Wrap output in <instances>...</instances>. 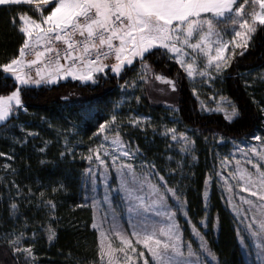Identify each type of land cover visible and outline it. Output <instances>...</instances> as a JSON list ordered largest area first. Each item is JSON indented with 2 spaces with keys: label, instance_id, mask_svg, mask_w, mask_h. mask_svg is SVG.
<instances>
[{
  "label": "snow or ice",
  "instance_id": "snow-or-ice-1",
  "mask_svg": "<svg viewBox=\"0 0 264 264\" xmlns=\"http://www.w3.org/2000/svg\"><path fill=\"white\" fill-rule=\"evenodd\" d=\"M25 4H34L40 18L33 19L27 13L21 12H16L12 16L14 26L17 18L21 22L19 31L25 39L19 48V55L0 64V72L4 74V79L11 78L14 81V90L8 95H0V124L4 125L21 110L28 111L22 99V92L31 86L56 84L60 79L69 77L72 80L96 83L95 74L107 75L105 70L109 69L116 76H120L126 68L134 65V61L140 64V81H146L151 71L148 60L157 54L167 55L168 59L175 60L189 78L199 75L207 76L209 81L215 80L212 72L219 75L231 67L230 61L234 58L236 49H240L239 55L243 56L251 46L258 29L264 31V0H0V6H5L9 10ZM46 7H50V11L44 15L43 10ZM224 35H230L231 39L225 40ZM41 42L45 45L44 50L36 51L34 45ZM58 42H62L66 47L63 49L56 47ZM29 49H33L35 59H26ZM160 49L164 51L161 53ZM229 51L231 55H226ZM113 57L115 63H105ZM201 58L205 61L203 67L199 64ZM33 68L35 77L31 74ZM155 79L169 84L172 90L176 91L175 81L161 75L155 76ZM257 82L264 84V70L257 73L251 83L246 80L245 86L252 87V84ZM125 84L129 85V82L126 81ZM134 85L135 81L129 86ZM193 93L196 94L195 88ZM136 99L139 101L140 98ZM253 102L259 103L254 97ZM202 110L223 112L229 122L240 116L238 106L223 96L220 97L215 109L202 105ZM261 111L264 112V105H261ZM148 121L147 117H136L129 121V125L142 127L146 126ZM109 131L113 134L111 145L117 150H122L123 157L135 159L138 155H143L138 145L133 149L122 139L115 113L110 119L100 123L93 135L99 136ZM162 134L170 135L172 141L181 145L182 152L192 151L191 146L195 141L188 137L186 132H177L175 128L166 127ZM28 135L35 136L38 133ZM252 139L260 142L259 147L253 144L247 150L240 149L252 170L241 167L240 161H237L235 174H229L232 179L237 180V185L228 184L225 178L224 187L230 193L229 203H233L231 196L236 195L233 193V187H240L243 192L249 193L250 197L256 198L240 197L241 203L247 205V210L241 219L244 228H238L237 232L238 234L240 231L247 232L250 238L261 241L264 240V134H253ZM104 140H108L107 135L104 136ZM16 142L24 144L27 143V139ZM104 147L102 143L95 150L90 149V152H94L95 159L104 165L103 175L107 179L109 165L100 154V149ZM44 150L40 149L42 152ZM70 154L74 155L69 149L61 152L60 156L63 158ZM108 154L105 149V155ZM6 155L0 152V156ZM111 155L120 178L119 189L127 193L125 199L136 201L127 206L129 214H135L134 217H130V222L132 218L136 220L130 233V236L135 238V245L133 240L124 234L113 210L109 230L101 232L99 264H114L117 259L116 253L123 254L126 262L142 258L143 264H209V258L215 264H220L205 235L195 224H192V233L199 240V254L194 250L193 242L184 239L181 226L176 219L177 211H183L189 223H192V220L184 210L187 201L186 198H182L183 193L179 185L168 187V181L159 174L155 163L142 161L138 172L131 163L121 162L117 165L116 161L120 156L115 153ZM8 158L13 159L11 156ZM86 158L89 162L93 160L92 155ZM168 159L171 160L172 157ZM193 159L196 157L193 156ZM4 168L11 169V165H5ZM178 168H182L179 162ZM12 171L15 173L14 169ZM175 171L176 169H172V172ZM85 173L87 178L92 180L94 188L96 174L92 168L85 169ZM152 175H156L161 183H151ZM211 180V176L205 180V200L209 195ZM12 183L19 194L21 191L19 185L14 181ZM145 186L151 189V203L145 202L143 196L133 195L134 191H143ZM56 191L58 188L54 187L53 192ZM40 195L41 205L49 210L47 227L42 226V230L47 232V239L51 243L57 238V232L52 227L56 220L54 215L56 204L50 199L44 200V193ZM107 198L106 195L105 199ZM169 199L176 201L177 211H172L173 205L169 204ZM10 209V217L15 218L19 213V205L12 202ZM233 211L241 215L235 204ZM152 213L156 217L164 216L166 219L163 222L157 221L150 215ZM207 219L205 204V216L200 221L203 227L208 226ZM93 227L97 225L94 224ZM110 234L118 238L119 247H113ZM35 237L36 233L33 232L32 239ZM26 238L23 231L18 232L16 229L4 235L15 259L23 257L25 264H34L36 259L34 245L24 246L23 241ZM240 239L244 244L243 237ZM141 244L150 254V258L145 256L144 251L137 250V245ZM257 248L264 249V245L257 243ZM129 250L133 255L129 254ZM257 255H264V250L258 251Z\"/></svg>",
  "mask_w": 264,
  "mask_h": 264
},
{
  "label": "trees",
  "instance_id": "trees-1",
  "mask_svg": "<svg viewBox=\"0 0 264 264\" xmlns=\"http://www.w3.org/2000/svg\"><path fill=\"white\" fill-rule=\"evenodd\" d=\"M48 11L50 7L43 10L44 15ZM16 12L27 13L33 19H39L35 8L29 5H21L12 10L0 7V64L18 56L24 41V35L19 31V19L17 18L15 26L12 23V16ZM148 63L153 71L164 73L177 83L178 124L191 131L198 160L183 171V178L180 179L181 175L178 173L176 179L180 180L185 193L189 213L200 219L204 214L202 191L205 175L217 138L243 140L252 138L253 134H263L264 112L261 111V105H264V84L257 82L252 87H246L245 81L251 83L253 74L264 70V31L258 29L248 51L236 58L228 72L217 82L219 91L240 110L239 118L232 122L221 115H206L199 111L183 73L166 55L157 54ZM139 65L134 62L119 77H99L92 84L64 79L54 85L30 87L22 92L28 111L19 112L6 125H0V152L7 154L4 157H13L8 158L11 169L0 172V177L3 178L0 179V264H25L23 257L15 259L4 239V235L13 229L23 231L29 237L35 231L36 239L30 244L34 245V264L97 262V234L91 228V210L84 205L79 181L83 164L75 158L60 156L64 152L62 135L67 136L73 132L81 143L90 145V138L92 139L99 124L107 119L114 104L121 100L120 85L135 76ZM13 90V79L5 80L4 74L0 72V95H8ZM138 93L141 99L139 110L142 113L158 121V124L166 118L167 110L149 103L144 86ZM253 97L259 103H254ZM28 133L38 135L29 138ZM134 134L141 150L163 169L164 148L157 137L150 132L140 134V138L139 133ZM25 138L27 143L16 142ZM42 148L45 149L43 152L40 151ZM1 157L3 156H0V162L4 161ZM13 181L19 185V194ZM54 187L58 188L55 193ZM41 193H44V200L50 199L56 204V220L52 227L57 232V238L51 243L44 232L40 231L49 220V210L41 205ZM12 202L19 205V213L15 218L10 217ZM209 206L211 214L218 217V232H210L209 243L221 264H247L237 243L231 216L215 191L211 195Z\"/></svg>",
  "mask_w": 264,
  "mask_h": 264
},
{
  "label": "rangeland",
  "instance_id": "rangeland-1",
  "mask_svg": "<svg viewBox=\"0 0 264 264\" xmlns=\"http://www.w3.org/2000/svg\"><path fill=\"white\" fill-rule=\"evenodd\" d=\"M35 8V5H29ZM46 7L45 9H47ZM37 12V11H36ZM39 14V12H37ZM40 18V14H39ZM22 26L20 22V27ZM25 38V36H24ZM225 40L231 39L230 35H224ZM161 52H163V49H160ZM190 51V50H189ZM240 49H236V54L234 58L230 61L232 62L236 58H240L239 55ZM226 55H231V52H226ZM167 56V55H166ZM168 57V56H167ZM187 59V57H186ZM170 60V59H169ZM174 64H176L179 68V70L183 73L185 79L187 80V83L189 84V88L192 92L193 97L196 99L199 107V111L203 114L210 115V114H218L221 115L224 119L223 112H216V111H207L202 110V105L207 106V108L215 109L217 107V103L220 101V97H226L224 93L220 92L217 88V82L221 80L224 75L228 72L229 68H227L222 74H217L215 72H212V75L216 77L215 80L209 81L207 76L201 77L199 75H195L193 78H189L187 74L184 72V70L180 67V65L175 60H170ZM135 62V61H134ZM115 63V60L109 62L108 64ZM205 61L204 59L199 60V64L201 67H203ZM128 68H131L128 67ZM126 68V69H128ZM133 71V70H131ZM105 72L107 75H113L116 76L114 73H112L109 69H106ZM261 72V71H260ZM123 73V72H122ZM121 73V74H122ZM134 73V71H133ZM259 73V72H258ZM97 78L107 76L104 73H98L95 74ZM161 75L166 77L169 80L175 81L173 78H169L168 75L164 73H158L152 70L147 75L146 81H140V65L138 68L137 73L135 76L128 80L129 85L132 84L133 81H135L134 86L126 85L125 83L120 85V90L122 92L121 100L116 102L114 104V108L112 109L111 113L107 115V119H110L111 115L115 113L118 117V126L120 127L121 131V137L122 139L130 144V146L135 149V147L138 145V138L135 137V132L140 134L150 132L152 135L157 137V140L159 143L162 144L164 151H163V164L164 168L160 169L157 166V163L151 160L149 157L146 156V154L141 150L143 155H138L135 159H130L128 157H123L121 152L122 150H117L111 145V140L113 138V134L109 131L103 134H100L99 136H92V139L90 138L91 144L89 143H81L78 138L74 137L75 133L70 132L67 136H63V144L62 148L63 151H68L69 149L74 154L67 155L71 159H77L79 163L83 164V168L80 170L79 175V181H80V187L82 190V197L84 205L91 210L92 214V224L91 228L95 233L97 234V247L99 252V243L101 240V232H107L111 226L112 223V214L113 210L116 214V221L123 229V232L125 235H128L129 238L133 240V244L135 245V238L130 236V233L132 231V224L136 223V220L134 218L131 219L130 217H134L133 214H129L127 211V206L129 203H134L136 201H129L125 199L127 196V193L124 191H121L119 189L120 185V178L117 173L116 165H113L112 163V153H115L117 156H120V159L116 161V164L123 163H131L133 164L137 171H140V165L142 161H148L149 163H155L156 168L159 170V174L163 175L165 180L168 181V187H176L179 185L183 197L185 198V193L182 190V187L180 185V180L176 179L177 174L179 173L180 179L183 178L184 170L195 164L198 160L197 153H196V146L195 144L192 145V151L190 152H182L181 145L178 144L176 141H172L169 136H164L162 133H164L165 128H175L177 132H186L188 137H190L192 140H194L193 135L191 131L187 128H184L183 126L178 124L177 119V110H178V87L176 83V91L172 90V87L164 83L160 80L155 79V76ZM257 73L253 74V77H255ZM119 77V76H116ZM71 79V78H68ZM64 80V79H62ZM61 81V80H60ZM176 82V81H175ZM84 84H92L93 82H83ZM142 86H144V91L146 93L147 99L149 103L152 106H158L162 107L163 109L167 110L166 118L162 119L161 122L158 124V121L154 120L152 117L145 115L142 113L139 109L141 104V99L139 101L136 99L139 97V91L142 90ZM36 88L37 86H31ZM193 88L196 89V94L193 93ZM215 97V99H213ZM140 98V97H139ZM227 98V97H226ZM134 104V106L132 105ZM136 106V107H135ZM22 113H25L24 111H20ZM136 117H147L149 118L148 124L146 126L142 127H132L129 125V121L132 118ZM226 120V119H225ZM1 125V124H0ZM99 127V126H98ZM98 130V128H97ZM97 132V131H96ZM262 132L264 134V125L262 128ZM261 134V133H257ZM108 136V140H104V136ZM29 138H34V136H29ZM73 136V137H72ZM66 140H67V146H66ZM90 142V141H89ZM104 144V148L100 149L101 158L104 159L107 164L109 165L107 171L108 176L107 179H105L103 173L105 171L104 165H101L98 160L95 159L94 152H90V149L95 150L98 145ZM257 145L259 147L260 142L255 141L252 138L250 139H243V140H230V139H221L217 138V143L215 147L212 149V156L209 168L205 175V180L209 178V176L212 177V180L210 181V187L208 188V198L205 200L204 198V192H205V181L202 191V202H203V211L204 214L200 219H196L193 215L189 213L188 204L186 203V207L184 210L188 212V216L191 218L192 223L188 222V219L183 215V211H177L176 209V201L173 199H169V204L173 205L172 211H177V221L179 222L182 230V234L185 240H190L193 242V248L194 250H197L198 253V244L199 240L197 237H195L192 233V224H195L197 228L201 231L202 234L205 235L206 240L208 241L209 247L212 249L209 243V234L212 231L213 234H217L218 232V220L215 216L211 214L210 211V198L213 194V191L217 193V195L220 198V201L223 205V207L227 210L229 215L231 216L232 222H233V228L236 233V239L237 243L239 245V248L241 250V253L246 261L247 264H264V255H257L258 251H262L264 249H258L257 243H260L261 245H264V240L256 241L253 238H250L249 234L244 231H240L239 234L237 232V229H243L244 224L241 223V219L243 218V214L247 210V205L242 204L240 197H249L251 199H256L255 197H250V194L247 192H243L240 187H233V193L236 195L231 196V199L233 203H229V197L230 193L225 189L224 183L225 178H227V183L231 185H237V180L232 179L229 175L230 173L235 174L237 161H240V166L247 168L249 170H252V166L247 164L246 157H244L241 154L240 149L247 150L250 145ZM139 146V145H138ZM105 149H107L108 155H105ZM89 155L93 156V160L89 162V160L86 158ZM193 156L196 157V159H193ZM168 157H172L171 160L168 159ZM162 158V157H161ZM2 162H0V172L1 170H5L4 166L8 165V158L7 157H1ZM221 161H224L222 164ZM178 162L182 164V168H178ZM92 168L93 172L96 174V180H95V187L93 188V182L91 179H88L85 173V169ZM172 169H176L175 172H172ZM151 183L153 184H159L161 183L158 180V177L156 175H152L151 177ZM242 183V182H241ZM107 195V199H105V196ZM133 195H139L143 196L145 199V202L151 203V189L147 186H145L144 190L141 192H133ZM170 195V194H169ZM187 201V200H186ZM205 204H207V227H203L200 224V221L205 216ZM233 204L237 206L238 211L241 213V215H237L236 212L233 211ZM153 219L163 222L166 217L160 216L156 217L154 213L150 214ZM250 215V214H249ZM96 224L97 227H93V225ZM44 227H47L45 225ZM40 231H43L42 228ZM35 232V231H33ZM46 238H47V232L43 231ZM27 238L23 241L24 246H31L30 244L35 241V239H32V233L29 236L25 235ZM241 237L244 239V244L241 243ZM110 238L113 243V247H119V240L118 238L111 236ZM244 245H247L245 247ZM138 251H144L145 256L150 258V254L143 248V245H137ZM214 252V250L212 249ZM215 253V252H214ZM129 254L133 255L130 250ZM216 254V253H215ZM217 256V254H216ZM117 259L114 261V264H143V259H135L126 262L124 260L123 254L116 253ZM195 257H193L194 259ZM218 260L219 257L217 256ZM107 259V258H105ZM100 257L98 255L97 262L92 264H99ZM220 262V260H219ZM209 264H215V262L211 261L209 258ZM221 264V262H220Z\"/></svg>",
  "mask_w": 264,
  "mask_h": 264
},
{
  "label": "built area",
  "instance_id": "built-area-1",
  "mask_svg": "<svg viewBox=\"0 0 264 264\" xmlns=\"http://www.w3.org/2000/svg\"><path fill=\"white\" fill-rule=\"evenodd\" d=\"M44 47H45V45L43 44V42H41V44H39V45H34V49H35L36 51H43V50H44ZM56 47H58V48H60V49H63V48H65L66 46L63 45L62 42H58L57 45H56ZM27 51L29 52V55L26 56V59H28V60L35 59V55L32 54V53H33V49H29V50H27ZM46 55H48V54H46ZM113 60H114V57H113V58H109L107 61H105V63H109V62H111V61H113ZM62 63H65V62L62 61ZM34 67H35V66H34ZM26 70H27V69H26ZM31 74L33 75V77H35V71H34V68H33L32 72H31Z\"/></svg>",
  "mask_w": 264,
  "mask_h": 264
},
{
  "label": "crops",
  "instance_id": "crops-1",
  "mask_svg": "<svg viewBox=\"0 0 264 264\" xmlns=\"http://www.w3.org/2000/svg\"><path fill=\"white\" fill-rule=\"evenodd\" d=\"M26 5V4H25ZM1 7V6H0ZM98 74V73H97ZM70 78V77H69ZM60 80H62V79H60ZM45 85H54V84H45ZM42 86V85H41Z\"/></svg>",
  "mask_w": 264,
  "mask_h": 264
}]
</instances>
